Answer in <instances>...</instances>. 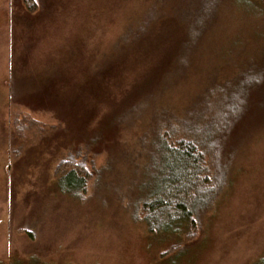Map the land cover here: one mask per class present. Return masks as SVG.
<instances>
[{
    "label": "rangeland",
    "instance_id": "rangeland-1",
    "mask_svg": "<svg viewBox=\"0 0 264 264\" xmlns=\"http://www.w3.org/2000/svg\"><path fill=\"white\" fill-rule=\"evenodd\" d=\"M249 68L262 0H0V264H264V90L191 241L135 207L161 167L154 119ZM64 161L88 174L78 197Z\"/></svg>",
    "mask_w": 264,
    "mask_h": 264
},
{
    "label": "trees",
    "instance_id": "trees-1",
    "mask_svg": "<svg viewBox=\"0 0 264 264\" xmlns=\"http://www.w3.org/2000/svg\"><path fill=\"white\" fill-rule=\"evenodd\" d=\"M263 90L264 68L255 72L249 68L213 83L184 117L164 112L154 119L149 161L155 164L160 158L161 167L153 190L143 188L146 191L135 205L150 233L175 232L184 225L191 241L201 215L226 184L234 157L247 138V115L258 107L252 98ZM54 176L61 193L78 197L85 192L88 174L82 166L64 161ZM177 250L179 245L168 252Z\"/></svg>",
    "mask_w": 264,
    "mask_h": 264
}]
</instances>
